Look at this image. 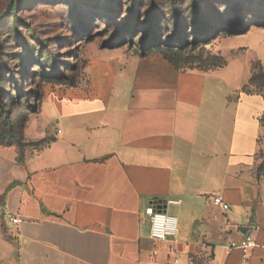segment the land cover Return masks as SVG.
<instances>
[{
  "label": "crops",
  "instance_id": "1",
  "mask_svg": "<svg viewBox=\"0 0 264 264\" xmlns=\"http://www.w3.org/2000/svg\"><path fill=\"white\" fill-rule=\"evenodd\" d=\"M244 40L229 51L264 68V42ZM236 64L247 79L233 84ZM251 77L248 59L207 71L150 57L43 111L49 144L0 145V264H172L171 246L179 264H264V98L243 93ZM151 207L178 221L155 260ZM247 232L258 247L245 261L227 247Z\"/></svg>",
  "mask_w": 264,
  "mask_h": 264
},
{
  "label": "rangeland",
  "instance_id": "2",
  "mask_svg": "<svg viewBox=\"0 0 264 264\" xmlns=\"http://www.w3.org/2000/svg\"><path fill=\"white\" fill-rule=\"evenodd\" d=\"M257 38L264 0H0V143L21 155L49 144L56 124L43 111L57 114L60 101L93 94L99 81L129 79L150 57L207 71L248 59L258 75L249 91L264 97L257 53L229 51ZM226 75L247 79L237 64Z\"/></svg>",
  "mask_w": 264,
  "mask_h": 264
},
{
  "label": "built area",
  "instance_id": "3",
  "mask_svg": "<svg viewBox=\"0 0 264 264\" xmlns=\"http://www.w3.org/2000/svg\"><path fill=\"white\" fill-rule=\"evenodd\" d=\"M58 133H61V131H58ZM214 205L220 207L224 212H228L230 210V206L225 203L220 196L214 198ZM148 212L152 216L151 238L154 243L151 259L155 260L164 244H166L169 240H172L174 243L177 242L178 221L175 217L168 215L162 208L151 207ZM19 221V218H14L12 220L14 224H18ZM252 231L259 232L260 227L253 226ZM257 247L258 244L256 239L247 232L240 242H231L227 247V251L228 253L233 250L240 251L241 258L246 261L249 259L252 251ZM168 254L169 256H172V264H179L180 259L177 257L176 249L173 246L168 249Z\"/></svg>",
  "mask_w": 264,
  "mask_h": 264
},
{
  "label": "trees",
  "instance_id": "4",
  "mask_svg": "<svg viewBox=\"0 0 264 264\" xmlns=\"http://www.w3.org/2000/svg\"><path fill=\"white\" fill-rule=\"evenodd\" d=\"M143 56H146V54H143ZM166 59V58H165ZM169 62H171V63H173L172 61H170V60H168ZM174 64V63H173ZM226 64L227 63H225L222 67H224V66H226ZM176 65V64H175ZM178 68V67H177ZM219 68H221V67H219ZM264 71V70H263ZM258 82V75H257V71H256V69H255V66H253V68H252V77H251V79H250V81H249V83L243 88V93H245V94H247V95H259L258 93H255V92H250L249 91V89L251 88V87H253L256 83ZM260 96H262V95H260ZM263 97V96H262ZM264 98V97H263ZM264 116V115H263ZM263 116H262V118H263ZM262 118H261V120H260V122L262 123ZM0 145H2V146H13L12 144H9V145H7V144H1L0 143Z\"/></svg>",
  "mask_w": 264,
  "mask_h": 264
},
{
  "label": "water",
  "instance_id": "5",
  "mask_svg": "<svg viewBox=\"0 0 264 264\" xmlns=\"http://www.w3.org/2000/svg\"><path fill=\"white\" fill-rule=\"evenodd\" d=\"M158 208H162V207H158Z\"/></svg>",
  "mask_w": 264,
  "mask_h": 264
}]
</instances>
